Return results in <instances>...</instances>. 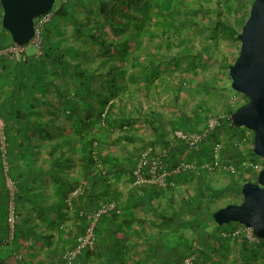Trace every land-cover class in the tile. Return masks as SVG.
<instances>
[{"label":"trees","instance_id":"obj_1","mask_svg":"<svg viewBox=\"0 0 264 264\" xmlns=\"http://www.w3.org/2000/svg\"><path fill=\"white\" fill-rule=\"evenodd\" d=\"M251 2L55 0L50 19L43 28L40 54L35 51L27 53L22 63L5 62L12 64L10 69L14 73L9 80L10 92L6 96L4 94L0 101V117L5 121L8 110V114L19 119L18 116L23 114L19 112L22 105H43L51 109L54 103L62 104V110L51 111V116L45 119L52 124L53 118L58 117L72 124L74 138L80 142L86 165L102 181L108 174L106 153L112 150L107 146L108 141L120 144L121 149L127 151L136 139L137 122L155 135L149 144L142 145L138 157L147 146L155 149L168 147L173 143L174 130L197 132V120H202L204 125L208 110H204L202 102L198 101L196 116L192 118L185 108L186 99L196 100L201 90L209 91L212 82L199 72L201 68H207V62H218V67L226 71L217 74L228 77V66L237 56L227 63L223 50L219 53L220 59L215 54L219 52L221 43L238 42L237 34L248 16ZM10 44L9 34L2 29L0 22V49ZM1 61L3 59L0 63H4ZM239 97V103L230 106L226 114L230 115L246 103L243 95ZM165 108L174 116L176 113L178 121L175 122L174 118L170 121L169 116L163 113ZM200 110L206 114L199 113ZM166 125L174 128L170 140L165 139ZM227 125L239 130L230 120L221 122L218 130ZM241 129L244 132L232 135L230 143L224 142L222 164H226L228 159L234 163L236 158L255 157L251 146L235 147L231 143L233 138L240 139L248 132L252 144V133ZM174 143L167 158L173 152L188 150L196 155L201 150L200 153H208L209 158L204 145L198 152H193L182 142ZM7 174L14 180L9 171ZM227 175L240 192L245 178ZM82 188L84 193L76 201V211L86 210L83 202L86 192ZM3 195L7 202L6 190ZM101 200L114 201L105 197ZM235 203L239 202H217L212 212ZM240 240L245 264H250L252 257L263 253L264 239L252 244L243 238Z\"/></svg>","mask_w":264,"mask_h":264},{"label":"crops","instance_id":"obj_2","mask_svg":"<svg viewBox=\"0 0 264 264\" xmlns=\"http://www.w3.org/2000/svg\"><path fill=\"white\" fill-rule=\"evenodd\" d=\"M1 62L4 63H0V101L4 94H9V80L14 73L10 69L12 64L5 63L9 61ZM61 106L54 103L50 109L43 105H22L19 112L23 114L19 119L6 110L3 122L8 171L18 187V194L14 237L3 243L8 230L0 158V264H63L62 254L73 248L76 237L85 227L83 219L64 208L69 192L78 185L85 188L86 210H91L105 197L114 199L120 214H108L99 220L93 249L79 254L74 264H179L189 256L194 257L192 264H245L241 240L220 236L221 231L234 224L223 227L209 220L208 229L203 232L200 209L206 210L191 198L195 188L209 198L214 191L209 185L212 177L224 175L225 179H216L230 180L226 172L209 173L200 168L201 163L209 159L207 152L212 139L202 144L206 155L200 153L201 150L198 155L188 150L173 152L165 159L169 168L179 160L188 162L187 159L196 167L176 176L174 189L159 190L146 184L133 186L131 174L138 153L142 145L155 138L152 131L137 122L136 139L127 151H123L120 144L108 141L107 146L112 147L106 153L108 174L101 181L86 165L72 124L58 117L53 118L52 124L45 119L51 116V111L62 110ZM204 126L205 123L198 129ZM222 129L214 140L230 143L232 135L244 132L228 125ZM170 134L171 130L166 131L165 139L170 140ZM239 175L246 177L243 174L236 177ZM263 253H259L260 257Z\"/></svg>","mask_w":264,"mask_h":264},{"label":"built area","instance_id":"obj_3","mask_svg":"<svg viewBox=\"0 0 264 264\" xmlns=\"http://www.w3.org/2000/svg\"><path fill=\"white\" fill-rule=\"evenodd\" d=\"M50 19V12L42 15L34 20V34L29 44L37 54H40V46L42 42V33L44 25ZM1 21V18H0ZM27 56L26 46H17L10 44L0 49V60H6L11 63H22ZM229 106H234L237 103L235 96L229 98ZM103 116V115H102ZM205 126L197 132L174 130L173 143L166 148L155 149L152 146H147L139 155L134 168L132 170V185H150L159 190H171L176 187L175 177L181 173L194 170L196 167L193 163L179 160L174 166L167 167L165 159L169 155L171 146L174 142H182L186 144L193 152H198L201 145L212 139L209 148V159L201 163L200 168L212 173L215 171H223L232 175H258L263 164L260 158L243 157L239 158L234 163H221V150L224 147V142L214 140L218 132V128L223 121H229L230 115L226 113H208L205 116ZM250 134L245 132L240 139H232L231 143L235 147H253L250 143ZM0 158L1 166L4 172V189L7 192V205L5 210V225L8 230V237L4 239L3 243H7L13 239L15 233V225L17 219L15 195L17 192L16 183L8 176L9 165L7 162V141L5 133V124L0 117ZM256 179V178H255ZM255 181V180H254ZM83 188L78 185L74 187L64 201V208L77 217H82L85 220V227L81 234L76 237L75 245L71 250L62 254L63 264H74L75 258L83 251L92 250L95 244L96 235L95 230L99 220L108 214L119 215L120 209L115 201H101L96 208L92 210H85L83 208L78 211L75 210L76 201L83 195ZM220 236L225 239H241L243 238L248 243H257L258 239L253 235L252 229L240 224H235L234 227L223 230ZM193 256L186 257L179 264H192Z\"/></svg>","mask_w":264,"mask_h":264},{"label":"water","instance_id":"obj_4","mask_svg":"<svg viewBox=\"0 0 264 264\" xmlns=\"http://www.w3.org/2000/svg\"><path fill=\"white\" fill-rule=\"evenodd\" d=\"M55 0H0L1 27L13 44L27 46L34 34V20L49 13ZM239 52L228 66L232 91L246 103L230 114L231 123L252 133V152L263 167L255 181L240 186L241 201L212 213L218 226L237 223L264 239V0H252L238 34Z\"/></svg>","mask_w":264,"mask_h":264},{"label":"rangeland","instance_id":"obj_5","mask_svg":"<svg viewBox=\"0 0 264 264\" xmlns=\"http://www.w3.org/2000/svg\"><path fill=\"white\" fill-rule=\"evenodd\" d=\"M219 52L216 53V57H218V59H220L219 57V53H221V50H223V56L226 58V62L227 63H231L233 61V58L237 56L238 51H239V42L237 43H233V44H226V43H221L220 48H219ZM34 51V49L30 46H26V53H32ZM218 62L216 63H212L211 61L207 62L206 65H209L205 67V69L201 68L199 70V72H201L200 74H202L203 77L205 78H209L210 82H212L210 85V89L208 92H203V90H201V92H199L197 94V96L195 97L196 100L194 99H186V110H187V114H189L190 117L194 118L196 116L195 114V110H196V103L198 101L202 102L199 103L201 106L204 107V110H208L209 112H213L215 114H220V113H226V110L229 109V98L231 96H235L236 99L238 100L237 103H239L240 101V97H239V93H236L234 91L231 90V88L228 89V85L230 84V82L228 81V77L225 74H217L219 73V71H223L225 72L226 69H220L217 65ZM211 65V67H210ZM200 65H197V68H199ZM228 71V69H227ZM230 87V85H229ZM236 103V104H237ZM206 108V109H205ZM163 113L165 114V116H169V120L170 118H174V121H178V115L175 116L173 113L168 112L167 108H165V110L163 109ZM199 113H202L203 115L206 114V112L203 110H200ZM174 116V117H173ZM171 121V120H170ZM198 127L202 126L201 121H198ZM172 126L169 125V127L167 128L166 131H170L171 132L174 130V128H172ZM197 127V128H198ZM222 130L224 129H219L218 133H220ZM226 131V130H225ZM222 133V132H221ZM222 135V134H220ZM116 150V149H115ZM190 156H193L192 154ZM239 158H236L235 161H237ZM222 172V171H220ZM223 173V172H222ZM213 179H211V184H209L211 186V188H213V193L211 194V196L208 198L206 197V195H204V193L202 192V190L195 188L194 191V195H192V199L193 201H195L197 204L199 203L201 205V208H203L206 211H203L202 209H200L198 207V209H200L201 213L200 215L202 216V220L201 222L203 223V232H205V230L208 229L207 226V221L210 220V223H214L212 221L211 218V213L210 211H212V206L216 207V203H223L226 201H236V202H240L241 201V195L240 192H238V190L235 188V186L232 184L231 180L224 181V180H218L216 178H223L225 179L224 175L223 176H218V177H212ZM256 178V175H247L245 177V181H251L253 182ZM227 185V188H226ZM242 185V184H241ZM207 187V186H206ZM203 190H206V188H203ZM170 191V190H167ZM240 191V189H239ZM212 192V191H211ZM211 207V209H210ZM207 210H210L209 212H207ZM228 224H225L223 227H226ZM259 257V258H258ZM254 256L252 257L250 264H264V253L262 254V256Z\"/></svg>","mask_w":264,"mask_h":264}]
</instances>
